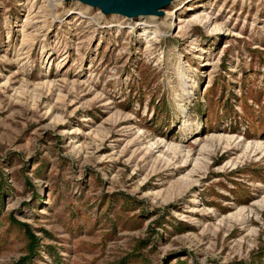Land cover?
I'll return each instance as SVG.
<instances>
[{"label":"rangeland","instance_id":"374dc122","mask_svg":"<svg viewBox=\"0 0 264 264\" xmlns=\"http://www.w3.org/2000/svg\"><path fill=\"white\" fill-rule=\"evenodd\" d=\"M0 264H264V0H0Z\"/></svg>","mask_w":264,"mask_h":264},{"label":"water","instance_id":"95a60500","mask_svg":"<svg viewBox=\"0 0 264 264\" xmlns=\"http://www.w3.org/2000/svg\"><path fill=\"white\" fill-rule=\"evenodd\" d=\"M97 7L102 13H120L125 16L162 13V7L170 0H78Z\"/></svg>","mask_w":264,"mask_h":264}]
</instances>
